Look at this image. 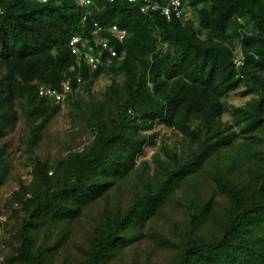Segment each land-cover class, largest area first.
<instances>
[{
  "label": "trees",
  "instance_id": "16d2710c",
  "mask_svg": "<svg viewBox=\"0 0 264 264\" xmlns=\"http://www.w3.org/2000/svg\"><path fill=\"white\" fill-rule=\"evenodd\" d=\"M91 1L0 0V187L12 169L2 140L20 117L32 167L6 204L15 221L4 223L1 263L47 264L102 202L80 264H156V244L174 252L164 264H264V0H183L185 21L140 2ZM95 22L109 47L91 39L102 61L91 70L77 65L70 41L91 37ZM112 25L126 29L123 39ZM64 80L63 102L40 94ZM236 92L250 99L232 104ZM63 106L87 141L42 158L36 150ZM173 207L186 223L170 232L157 219ZM14 228L20 244L10 255ZM147 237L151 251L140 247Z\"/></svg>",
  "mask_w": 264,
  "mask_h": 264
},
{
  "label": "rangeland",
  "instance_id": "374dc122",
  "mask_svg": "<svg viewBox=\"0 0 264 264\" xmlns=\"http://www.w3.org/2000/svg\"><path fill=\"white\" fill-rule=\"evenodd\" d=\"M187 13L190 15L192 13L190 8H187ZM110 79L107 76L101 77L96 84L94 85V91L96 94H99L104 90L105 86L108 85ZM250 99V96H241L238 92L232 93L228 100L232 104L241 105L244 104L247 100ZM225 120L230 119L229 114H225L223 117ZM25 132V122L23 117H20L15 128L11 129L8 134L3 138L2 141L7 142L9 157L12 165L11 172L8 174V178L6 183L0 187V210L5 211L7 218L11 223L15 221L14 217L9 216L12 213L11 209L6 205L8 199L14 190H16L21 182V180L29 181L31 178V170L32 167L29 164L28 155L29 153L25 150V145L20 142V138ZM86 130L82 126L79 130L73 129L71 125L70 116L67 111V107L63 106L61 112L52 120L50 125L47 127V130L44 134L42 142L40 146L37 148L36 153L40 155L42 158H48L53 160L57 157L63 156L66 154L67 147L71 146L73 149H82L84 146L85 140L84 137L89 136L85 133ZM164 135L173 136V132L170 129L164 130ZM86 135V136H85ZM176 137V135L174 136ZM173 137V138H174ZM84 139V140H83ZM155 153L154 147H148L145 152V157L147 159H151L152 155ZM127 195V194H126ZM176 203V202H175ZM103 209V203L99 202L92 206L91 209L87 210L82 219L77 221L75 227V235H72L69 239H67L66 244L61 248L59 253L52 254L50 260H47V264H61L65 258L70 259L71 264H80L82 253L79 251L82 243L87 239L88 234L84 233L85 229H89L90 225L94 223L95 217L97 214L101 213ZM173 213L172 216H167L162 214L158 217L157 221L161 226L166 227L172 232V228H175V220L176 222L185 224V218L183 212L179 207H173L169 213ZM10 238H12V244L7 247V252L11 255H16L17 247L19 246V240L17 232L15 228L10 232ZM54 237L45 240V244L51 243ZM145 238L140 247H145L146 250H152L151 245H153L152 241ZM44 239V238H43ZM41 237V240H43ZM53 239V240H52ZM155 250V251H154ZM153 252L156 260V264H164L165 261L170 260L174 252L172 250L165 248H160L157 244L155 245V249ZM141 262L143 263L142 256L144 253H139ZM6 264V263H1ZM9 264H21L17 261H12ZM25 264V263H24ZM28 264V263H26Z\"/></svg>",
  "mask_w": 264,
  "mask_h": 264
},
{
  "label": "built area",
  "instance_id": "2783aa9c",
  "mask_svg": "<svg viewBox=\"0 0 264 264\" xmlns=\"http://www.w3.org/2000/svg\"><path fill=\"white\" fill-rule=\"evenodd\" d=\"M80 6H86L90 4L91 0H76ZM130 2H140V8L143 12L148 13L150 11H160L163 16L168 19H171L173 16L183 19L184 21L189 18L187 13V6L184 4L183 0H168L167 4H160L154 0H129ZM86 17H83L85 20ZM103 26L98 22L94 23V28L91 30V37H84L80 35H75L72 37L70 44L72 46V53L78 56L77 65L80 64V60L84 59L87 62V65L91 70L98 68L102 63L101 58L93 54L94 45L91 44V39L96 42V44H101L103 47L108 46V39L101 37L100 33L103 30ZM113 35L119 39H123L126 35V29L121 28L118 25H112L108 28ZM81 44L83 50L78 46ZM110 52L113 56L117 55V51L110 47ZM83 53V55H81ZM83 56V57H82ZM241 60L238 61L240 63ZM75 68V65L72 66V69ZM81 78L78 77V81ZM71 90V85L69 80H64L61 84V89L50 87V86H41L40 94L50 97L57 102H63L66 98V94ZM7 221V216L4 213H0V239L4 234V223ZM1 246V244H0ZM2 258L0 257V264Z\"/></svg>",
  "mask_w": 264,
  "mask_h": 264
},
{
  "label": "clouds",
  "instance_id": "9594fccd",
  "mask_svg": "<svg viewBox=\"0 0 264 264\" xmlns=\"http://www.w3.org/2000/svg\"><path fill=\"white\" fill-rule=\"evenodd\" d=\"M77 2V1H76ZM188 8V7H187ZM191 15V14H190ZM190 15H189V17H190ZM90 68V67H89ZM94 70V69H93Z\"/></svg>",
  "mask_w": 264,
  "mask_h": 264
}]
</instances>
